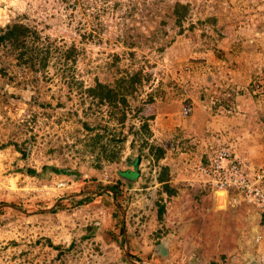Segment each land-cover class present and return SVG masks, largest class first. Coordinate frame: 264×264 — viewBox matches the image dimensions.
<instances>
[{"label": "rangeland", "instance_id": "1", "mask_svg": "<svg viewBox=\"0 0 264 264\" xmlns=\"http://www.w3.org/2000/svg\"><path fill=\"white\" fill-rule=\"evenodd\" d=\"M173 1L136 0L138 6L123 16L121 7L114 10L108 5L100 17L105 28L99 39L82 41L75 26L80 20L87 27L90 12L99 3L82 10L78 2L69 19L62 10L65 0H0V25L20 20L58 44L74 42L82 48L73 75L84 86L93 78L113 85L117 77L138 68L150 74L147 82L126 95L122 125L107 117L103 105L100 111L88 112L79 89L66 84L52 66L47 70L48 81L34 74L37 81L29 84L31 75L25 69L8 68L7 75L0 77V144L26 143L23 158L11 145L0 148V264H140L130 257L134 254L145 264H160L167 247L172 252L170 259L167 253L170 264H183L179 260L208 264L213 258L227 262L240 252L245 229L252 226L245 220L246 206L191 181L194 171H189L196 166L189 165L187 158L193 157L189 153L194 150L188 142L199 138L185 130L189 125L168 124L169 129L156 121L154 112L163 110L159 106L164 103L177 102L179 107L191 103V111L198 105L200 120L206 113L223 115L240 121L238 128L245 130L254 118L264 122V90L257 87L258 80L264 79V0H181L190 4L181 31L170 15ZM144 2L149 10L143 9ZM206 17L215 21L204 22ZM156 29L157 35L152 36ZM112 54L118 58L113 60ZM19 79L26 81L24 86ZM214 97L217 101L209 112ZM136 114L146 117L148 144L165 150L158 162L141 145V137L132 134L139 129ZM179 116L189 119V115ZM206 120L204 128L211 121ZM82 122L106 126L114 138H124L112 143L104 136L92 149ZM207 132L203 130V138L199 135L200 142ZM216 133L206 140L227 145L224 135L230 141L231 134ZM239 137L244 143L254 139ZM114 151L117 154L108 159ZM43 164L71 172L41 178L18 170L24 166L38 170ZM161 166H167L172 195L156 180ZM126 170L135 174L126 175ZM116 182L122 193L114 198L106 186ZM86 193L93 198L80 206L50 212L58 203L69 206L70 199ZM157 204L164 207L161 220L156 218ZM88 230L93 234L82 237ZM41 237L49 238L51 246L36 242ZM70 241L73 245L67 248ZM57 244L61 254L53 248Z\"/></svg>", "mask_w": 264, "mask_h": 264}, {"label": "trees", "instance_id": "2", "mask_svg": "<svg viewBox=\"0 0 264 264\" xmlns=\"http://www.w3.org/2000/svg\"><path fill=\"white\" fill-rule=\"evenodd\" d=\"M66 6L62 7V10L67 14L69 19L73 18L75 9L77 8V3L80 2L78 8L82 10H87L86 8L96 7V3H99L97 10L90 12V22L87 25L84 22L78 20L75 31L82 41H97L99 39V34L104 30L105 24L101 21L100 17L104 14L107 6L109 5L111 9L117 10L122 8L121 16L130 15V8L138 6L136 0H65ZM92 4L89 5V2ZM155 1V0H152ZM158 1V0H156ZM151 4V1H150ZM190 4L188 2H183L181 0H174L170 5V15L173 18V23L178 27V31H181V23L186 18L189 12ZM144 10H149V3L144 2ZM123 14V15H122ZM213 17H206L204 22H209L212 24L214 22ZM203 22V23H204ZM163 23V22H161ZM128 28V26H127ZM136 27L133 26V29ZM157 29L153 30L152 36L157 35ZM126 34V32L124 31ZM82 48H79L74 42L65 43L62 42L58 44L55 39H50L48 35H43L39 33V30L35 26L28 25L26 22L20 20H12L5 24L0 25V77L7 75L8 68L16 69L18 72L22 69L29 72L31 78L28 79V83L31 84L37 81L38 76L33 77L34 74H39L44 81H48L49 76L47 70L49 66L54 68V73H56L59 78H62L66 84H75V88L79 89L82 93V101L86 100L87 111L95 113V111H100L101 106H105L107 110V117L114 119L119 125H122L125 118V108L128 107L126 95L133 92L135 88L139 87L142 82L149 80V72L141 73V69L138 68L129 75L117 77L114 80V84H108L106 82H101L97 78H93L92 83L88 85H83L81 79H75L73 73H75V64L78 59V55L81 54ZM113 60H116L118 56L112 54ZM8 80H13V77H8ZM18 83L25 85V80H17ZM264 90V79L258 80L257 87ZM6 93V91H3ZM9 97L19 99L20 97L9 93ZM147 101H151V97L147 98ZM137 115V114H136ZM138 116V115H137ZM140 118L139 129L132 131V134L141 137V145L147 146L148 152L151 154L153 160L158 162L164 155V148L157 144H148L147 136L150 135V130L146 122V117L138 116ZM82 127L88 132V137L91 140L90 144L93 146L99 144L101 139L106 136L107 140L112 143L123 140L124 136L120 138H114V134H111L110 130H106V126H96L90 125L87 122H82ZM100 129V131L98 130ZM33 138V137H31ZM11 145L19 153V157H24L26 154L25 141L22 140L21 143L16 141H7L0 144V148ZM102 147V145H101ZM117 152H111L108 159H112ZM137 159V158H136ZM19 171H23L27 176H38L41 178H49L50 173L62 172L66 175L71 172L67 169H59L52 164H43L37 170L32 167H19ZM167 166H161L160 172L156 176L157 182L161 183L164 188V192L167 195L174 194L173 188H170L167 183L166 172ZM127 171V170H126ZM126 171L124 174H126ZM132 175L135 172H128ZM128 175V174H126ZM98 187V186H97ZM109 191L112 192L113 197L116 198L122 193L121 188L118 186L117 182L106 186ZM93 198L91 193L83 194L82 198L70 199L69 206L65 203L57 204L50 209V212H57L67 208V211L74 207L81 205L83 201H89ZM126 199V198H125ZM2 211V208L0 209ZM114 211L113 215H117ZM164 212V207L162 204H157L156 218L157 220L162 219V214ZM1 214V213H0ZM259 222H264V211L260 212ZM93 225V224H92ZM90 227H95L90 226ZM93 234V230H88V232L82 237H88ZM47 243L51 246V241L47 237H41L36 239V242ZM73 242H69L67 248H70ZM61 245H54L53 248L57 250L58 254L62 253L60 249ZM136 261L140 264H145L144 261L137 255H133Z\"/></svg>", "mask_w": 264, "mask_h": 264}, {"label": "crops", "instance_id": "3", "mask_svg": "<svg viewBox=\"0 0 264 264\" xmlns=\"http://www.w3.org/2000/svg\"><path fill=\"white\" fill-rule=\"evenodd\" d=\"M251 74H253L255 72V70L253 68L249 69ZM248 73V75H249ZM214 101L210 102L211 104H209V106L207 107L209 112H211V108L213 107L212 105L216 104L217 99L214 97L213 98ZM220 101V100H218ZM174 104L175 107L172 105ZM191 104V103H190ZM160 108H162L163 110H159L158 113H156V111L154 112V118L156 119V121H162L163 124L165 126H169L172 127L174 126V123H177V126L179 124H184V125H189L188 129H185L186 127L183 126L182 128L185 129L190 136H193L196 134L199 140L191 142L189 141L188 143H190V148H192L191 150H194L192 152H190V155H193V157H188L187 159H190L189 161V165L192 168V165H197L198 163L200 164H205L207 163V160L211 157L212 152H213V148L215 147L216 144H212L211 142H208V140H206L208 137L209 138H213V136H215L217 133L216 131L219 130L221 132H223V134L226 132L230 133V141H228V139L225 136L226 139V144L228 146H230L233 151L237 154H242L241 157L243 159L244 164H246L248 167L250 168H254V167H258V166H264V122H262V119H258V118H254V122H252V126L251 128H248L247 130L243 129V128H238V124L240 123V121H238L235 118H230L227 116H223V115H218V114H204L205 118H203L202 120H200L198 118V105L195 104L193 106L192 111L190 112L189 119H180L179 116V106L177 102H170V103H164L163 105L159 106ZM156 108V110H158V108ZM216 112H219V109L217 108ZM215 113V111H214ZM167 114V115H166ZM164 115H166L164 117ZM181 115V114H180ZM175 117V119H173ZM203 117V116H202ZM209 117V123L208 126L206 128H204L202 126V123H207L208 120H206V118ZM201 118V117H200ZM238 119H240L239 117H237ZM206 120V121H205ZM201 125H200V124ZM247 123V122H246ZM168 126V128H169ZM236 126V127H235ZM256 126L259 127V129L256 128ZM167 128V129H168ZM181 128V129H182ZM170 129V128H169ZM206 129L209 132H207L206 134H204L207 138L204 139V142H200L201 138H203L202 136V132L203 130ZM263 129V133L262 130ZM215 130V132H213ZM232 131H234L232 133ZM249 131V133L247 134V132ZM200 133V134H198ZM186 134V135H189ZM201 138H200V136ZM234 135V138H231ZM238 137H237V136ZM248 135L252 136L251 140H247L246 143H244L243 140L240 139L239 136H243L244 138L248 139ZM262 136V137H261ZM233 146V147H232ZM194 153H196L194 155ZM192 163V164H191ZM187 167L188 164L184 163ZM192 170L194 171L193 175L192 174ZM191 172V181H196L198 184V177L199 175L196 174L195 169H190L189 173ZM188 178V179H189ZM187 179V181H188ZM197 185V184H196ZM202 189H205L203 187H200ZM222 192V191H221ZM224 195V192H223ZM221 197V196H220ZM225 198H228V195H224ZM240 204V206L245 205V210L247 213V217H246V221L252 225L250 228H246L245 230L247 231V233H245L243 235V239L240 245V252H238L236 255L231 256V258H228L229 260L227 262H223L224 260H226L225 258L223 259V261L217 259V258H213L211 261H209L208 264H264V224L262 225H258L257 222L259 220V216H260V211L249 205V204H245V203H238V205ZM256 221V223L254 222ZM254 223V225H253ZM251 229V231L249 230ZM166 252V250H165ZM170 250L167 247V253L169 254L168 257L170 256ZM167 253H165L164 255L161 256L162 260H160V264H170L171 262L167 259ZM172 253V252H171ZM170 259V257H169ZM231 259V260H230ZM172 260V259H171ZM181 261V263L185 264H203L199 261L197 262H192L194 260H179L177 261L178 263Z\"/></svg>", "mask_w": 264, "mask_h": 264}, {"label": "built area", "instance_id": "4", "mask_svg": "<svg viewBox=\"0 0 264 264\" xmlns=\"http://www.w3.org/2000/svg\"><path fill=\"white\" fill-rule=\"evenodd\" d=\"M179 112L190 114V104H181ZM195 171L201 187L224 192L231 203L242 202L264 211V166L248 167L230 146L216 144L207 163H198Z\"/></svg>", "mask_w": 264, "mask_h": 264}, {"label": "water", "instance_id": "5", "mask_svg": "<svg viewBox=\"0 0 264 264\" xmlns=\"http://www.w3.org/2000/svg\"><path fill=\"white\" fill-rule=\"evenodd\" d=\"M128 172H129V171H127V172H126V174H128V175L132 176V174H131V173H128Z\"/></svg>", "mask_w": 264, "mask_h": 264}, {"label": "bare ground", "instance_id": "6", "mask_svg": "<svg viewBox=\"0 0 264 264\" xmlns=\"http://www.w3.org/2000/svg\"><path fill=\"white\" fill-rule=\"evenodd\" d=\"M223 197V196H222Z\"/></svg>", "mask_w": 264, "mask_h": 264}, {"label": "clouds", "instance_id": "7", "mask_svg": "<svg viewBox=\"0 0 264 264\" xmlns=\"http://www.w3.org/2000/svg\"><path fill=\"white\" fill-rule=\"evenodd\" d=\"M260 213V212H259Z\"/></svg>", "mask_w": 264, "mask_h": 264}]
</instances>
